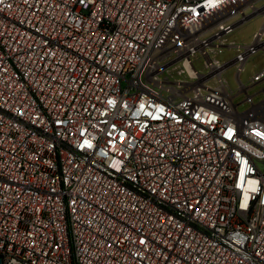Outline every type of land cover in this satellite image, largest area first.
<instances>
[{"label":"built area","instance_id":"obj_1","mask_svg":"<svg viewBox=\"0 0 264 264\" xmlns=\"http://www.w3.org/2000/svg\"><path fill=\"white\" fill-rule=\"evenodd\" d=\"M260 14L0 0V264H264Z\"/></svg>","mask_w":264,"mask_h":264},{"label":"rangeland","instance_id":"obj_2","mask_svg":"<svg viewBox=\"0 0 264 264\" xmlns=\"http://www.w3.org/2000/svg\"><path fill=\"white\" fill-rule=\"evenodd\" d=\"M264 21L263 14L257 15L250 19L248 22L240 25L235 31L229 36V40H234L239 43H249L252 41L254 33L258 28L262 25ZM234 53V50H230L226 52V55H231ZM264 67V52H260L258 54L253 55L246 63L243 71H242V79L244 82H248L252 74ZM226 79L228 80L229 84L234 88L237 86L234 77V68H229L225 73ZM264 86V81L255 86L251 91H255L260 87ZM243 106V105H242ZM241 106V107H242Z\"/></svg>","mask_w":264,"mask_h":264}]
</instances>
